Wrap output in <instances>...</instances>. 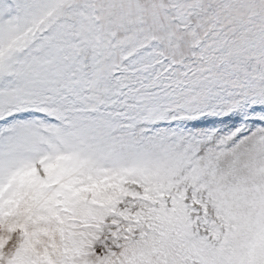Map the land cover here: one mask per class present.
I'll return each instance as SVG.
<instances>
[{"label":"snow or ice","instance_id":"obj_1","mask_svg":"<svg viewBox=\"0 0 264 264\" xmlns=\"http://www.w3.org/2000/svg\"><path fill=\"white\" fill-rule=\"evenodd\" d=\"M0 264H264V0H0Z\"/></svg>","mask_w":264,"mask_h":264}]
</instances>
